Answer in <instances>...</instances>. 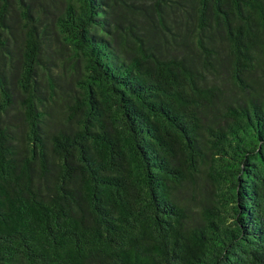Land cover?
Listing matches in <instances>:
<instances>
[{
	"label": "trees",
	"instance_id": "16d2710c",
	"mask_svg": "<svg viewBox=\"0 0 264 264\" xmlns=\"http://www.w3.org/2000/svg\"><path fill=\"white\" fill-rule=\"evenodd\" d=\"M0 264H264V0H0Z\"/></svg>",
	"mask_w": 264,
	"mask_h": 264
}]
</instances>
